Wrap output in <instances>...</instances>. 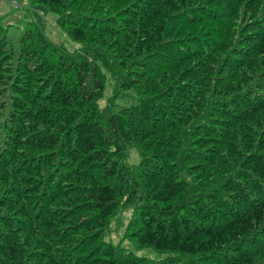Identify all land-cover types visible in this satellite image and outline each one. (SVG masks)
I'll return each instance as SVG.
<instances>
[{"label": "trees", "instance_id": "1", "mask_svg": "<svg viewBox=\"0 0 264 264\" xmlns=\"http://www.w3.org/2000/svg\"><path fill=\"white\" fill-rule=\"evenodd\" d=\"M26 1L81 48L0 22V264H264V0Z\"/></svg>", "mask_w": 264, "mask_h": 264}, {"label": "rangeland", "instance_id": "2", "mask_svg": "<svg viewBox=\"0 0 264 264\" xmlns=\"http://www.w3.org/2000/svg\"><path fill=\"white\" fill-rule=\"evenodd\" d=\"M57 15L48 11L42 6L28 4L26 0H0V22L6 27V34L11 38L17 47L19 37L23 31L26 22L35 20L43 29L45 34L56 44L63 46L69 52L79 50L81 44L71 40L66 32L60 28L56 22ZM131 94V93H130ZM113 95V79L105 71V87L103 95L97 100L99 108L110 105V97ZM135 100L127 95L114 98V103L110 107L112 110H118L120 107L133 104ZM140 154L134 147L125 149L124 163L131 166L139 163ZM133 213V207L122 208L115 215L103 234L105 241L119 244L126 251L133 252L139 257H146L151 260H160L167 256L173 255L172 252H158L151 247H136L128 238H124V230Z\"/></svg>", "mask_w": 264, "mask_h": 264}]
</instances>
